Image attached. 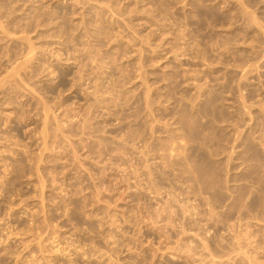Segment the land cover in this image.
Returning a JSON list of instances; mask_svg holds the SVG:
<instances>
[{
	"label": "rangeland",
	"instance_id": "374dc122",
	"mask_svg": "<svg viewBox=\"0 0 264 264\" xmlns=\"http://www.w3.org/2000/svg\"><path fill=\"white\" fill-rule=\"evenodd\" d=\"M263 32L264 0H0V264H203L206 235L264 264Z\"/></svg>",
	"mask_w": 264,
	"mask_h": 264
},
{
	"label": "bare ground",
	"instance_id": "6f19581e",
	"mask_svg": "<svg viewBox=\"0 0 264 264\" xmlns=\"http://www.w3.org/2000/svg\"><path fill=\"white\" fill-rule=\"evenodd\" d=\"M244 4H245V3H244ZM247 6H248V5H247ZM249 13H250V12H249ZM249 13H248V15H249ZM251 13H253V11H252ZM246 15H247V14H246ZM246 15H244V16H246ZM250 15H252V14H250ZM253 15H254V14H253ZM255 15H257V14L255 13ZM250 17H251V16H250ZM257 17H258V16H257ZM257 17H256V18H257ZM248 18H249V17H248ZM251 18H252V17H251ZM251 18L249 19L250 21L252 20ZM254 18H255V17L253 16V19H254ZM253 21H254V20H253ZM255 21L257 22L256 19H255ZM259 21H260V20H259ZM256 22H255V23H256ZM246 23H247V22H246ZM250 23H251V22H250ZM257 23H259V22H257ZM257 23H256V24H257ZM257 25H259V24H257ZM260 26H261V25H260ZM263 33H264V32H263ZM263 39H264V37H263ZM31 52H32V51L30 50L29 53H31ZM28 61H29V60H28ZM28 61H27V62H28ZM25 62H26V61H25ZM27 62H26V63H27ZM248 62H249V61H248ZM14 71H15V70H14ZM18 71H19V70H18ZM16 72H17V70H16ZM64 74H65V73H64ZM97 91L99 92V90H97ZM162 94H163V93H162ZM185 95H186V94H185ZM161 96H163V95H161ZM161 96H160V97H161ZM186 98H187V97H186ZM190 98H191V97H190ZM192 98H193V97H192ZM193 99H194V98H193ZM191 101H193V100H191ZM194 102H195V101H194ZM196 107H197V105H196ZM196 107H195V108H196ZM192 110H193V109H192ZM193 111H195V109H194ZM196 111H197V110H196ZM46 113H47V112H46ZM46 115L48 116V113H47ZM47 116H46V118H47ZM159 118H160V117H159ZM159 118H158V119H159ZM161 118H162V117H161ZM158 119H157V120H158ZM163 119H164V118H163ZM163 119H159V120L161 121V120H163ZM177 119H178V118H177ZM159 120H158V123H160ZM170 120H171V117H170ZM45 121L48 122L47 119H46ZM173 121H174V120H173ZM173 121L170 122V123L173 124ZM46 122H45V123H46ZM161 122H162V121H161ZM168 122H169V121H168ZM168 122H167V123H168ZM167 123H166V124H167ZM161 124H162V123H161ZM47 125H48V124H47ZM164 125H165V124H164ZM168 125H169V124H168ZM168 125H167V126H168ZM170 125H171V124H170ZM44 127H45V126H44ZM45 128H46V127H45ZM180 128H181V127H180ZM161 129H162V127H161ZM175 129H176V128H175ZM175 129H174V130H175ZM154 130H155V126H154ZM169 130H170V129H169ZM182 130H183V129H182ZM159 131H160V129H159ZM159 131H158V132H159ZM173 132H174V131H173ZM175 132H176V131H175ZM156 133H157V132H156ZM176 133H178V132H176ZM183 134H184V133H183ZM178 135H179V134H178ZM182 136H183V135H182ZM175 137H176V136H175ZM177 137H179V136H177ZM161 138H162V137L160 136V139H161ZM226 138H227V137H226ZM226 138H225V140H226ZM169 139H170V138H169ZM181 139H182V138H181ZM181 139H180V141H183V140H181ZM220 139H221V138H220ZM222 139H224V138L222 137ZM227 139H228V138H227ZM172 140H173V139H172ZM141 141H142V139H141ZM160 141H161V140H160ZM184 141H185V140H184ZM228 141H229V140H228ZM169 142H170V141H169ZM171 142H173V141H171ZM185 142H186V141H185ZM220 142H221V141H220ZM220 142H219V143H220ZM223 142H225V141L223 140ZM177 143H179V142H177ZM147 144H148V143H147ZM175 144H176V142H175V140H174V146H175ZM220 144H221V143H220ZM223 144H224V143H223ZM145 145H146V144H145ZM145 145H144V146H145ZM164 145H165V143H164ZM169 145H170V144H169ZM179 145H180V144H179ZM182 145L186 146L187 143H186V144H182ZM224 146H225V149H226L227 144L224 145ZM140 147L142 148V144L140 145ZM147 147H148V146L146 145L145 148H147ZM145 148H142L141 150L144 151ZM183 148H184V149L181 148L182 150H180L179 152H184V153H186L185 151H183V150H185V147H183ZM232 148L235 150L234 146H233ZM149 149H150V148H149ZM179 149H180V147H179ZM179 149H176V150H179ZM222 149H224V148L222 147ZM160 150H161V149H160ZM172 150H174V149H171V150H169V151H171L170 153H171V155L173 156V153H176V150H175V151H172ZM143 151H142V152H143ZM147 151H148V150H147ZM156 151L159 152V149L156 150ZM166 151H167V150H166ZM224 151H226V150H224ZM172 152H173V153H172ZM179 152L177 151L176 154H178ZM222 152H223V151H222ZM230 152L233 153L234 151L232 152V150H230ZM143 153H145L146 156H147L146 151L143 152ZM148 153H150V152L148 151ZM184 153H181V154L184 155ZM179 154H180V153H179ZM220 154H221V153H220ZM148 155H149V154H148ZM182 155H181V156H182ZM165 156H166V155H165ZM172 156H171V159H172ZM174 156H175V155H174ZM178 156H179V155H178ZM178 156H177V158H178ZM231 156H232V155H230L229 158H230ZM175 157H176V156H175ZM179 157H180V156H179ZM186 157H187V156H186ZM163 158H164V157H163ZM173 158H174V157H173ZM181 159H182V157H181ZM186 159H187V158H186ZM169 160H170V157H169ZM147 161H148V159H147ZM177 161H178V160H177ZM183 161H184V160H183ZM166 164H167V163H166ZM168 164H169V163H168ZM147 165H148V164H147ZM147 165H146L145 167H148V166L150 165L149 168H148V170H149V169L151 168V164H149L148 166H147ZM171 165H172V164H171ZM171 165L169 164V166H171ZM175 165H176V163H175ZM172 166H173V165H172ZM172 166H171V168H172ZM178 166H179V165H177V168H178ZM152 167H153V166H152ZM174 167H176V166H174ZM180 167H181V166H180ZM181 168H182V167H181ZM152 169H153V168H151V170H150V172H149L150 174H152V173H151ZM191 169H192V168H191ZM193 169H194V168H193ZM136 170H137V169H136ZM174 170H175V169H174ZM180 171H181V170H180ZM190 171H191V170H190ZM190 171H189V172H190ZM153 172H154V171H153ZM185 172H186V171H185ZM137 173H138V172H137ZM183 173H184V172H183ZM150 174H149L148 177H149V178H152V177H150V176H151ZM175 175H176V174H175ZM178 175H179V174H177V176H178ZM186 175H187V174H185L184 176H186ZM194 175H195V174H194ZM152 176H153V174H152ZM155 176H156V175H155ZM160 176H161V175H160ZM180 176H181V175H180ZM157 177H158V176H157ZM178 177H179V176H178ZM190 177H191V176H190ZM192 177H194V176H192ZM153 178H154V177H153ZM155 178H156V177H155ZM161 178H162V177H161ZM164 178H165V177H164ZM186 179H188V178H186ZM186 179H184V180H186ZM189 179H190V178H189ZM197 179H198V178H197ZM202 179H203V178H202ZM231 179H232V177H231ZM231 179H230V180H231ZM146 180H148V179H146ZM149 180H150V179H149ZM152 180H154V179H152ZM156 180H158V179L156 178ZM165 180H169V179H165ZM176 180L178 181L177 178H176ZM203 180H204V179H203ZM225 180H226V179H224V183H225ZM227 180H228V179H227ZM163 181H164V179H163ZM180 181H181V180H180ZM188 181H189V180H188ZM154 182H155V180H154ZM154 182H150L151 184H149V183H148V184L151 185L152 187H157V188H158V186L161 185V183H162V179H161L160 182L158 183V186H155L156 183H155V185H154ZM156 182H157V181H156ZM192 182H193V181H192ZM204 182H205V181H204ZM204 182H203V184L200 183V184H202V187H204V185H205ZM230 182H231V181H230ZM152 183H153V184H152ZM165 183H166V181H165ZM226 183H229V181H228V182L226 181ZM181 184H182V182H181ZM191 184L194 185V183H191V182H190V185H191ZM149 185H148V186H149ZM185 185L187 186V183H185ZM185 185L183 184V186H185ZM226 185H228V187H229V184H225V186H226ZM178 186H179V185H178ZM194 186H196V185H194ZM206 186H207V184L205 185V187H206ZM149 187H150V186H149ZM171 187H172V186H171ZM190 187H191V186H190ZM202 187H200V188H202ZM209 187H210V186H209ZM213 187H214V186H213ZM150 188H151V187H150ZM159 188H160V187H159ZM159 188H158V190H160ZM164 188H165V187H164ZM176 188H177V187H175V189H176ZM181 188L184 189L183 187H181ZM187 188H188V187H186V189H187ZM200 188H198V189H200ZM229 188H230V187H229ZM146 189H147V188H146ZM148 189H149V188H148ZM161 189H162V188H161ZM165 189H166V188H165ZM175 189H174V190H175ZM188 189H189V188H188ZM202 189H203V188H202ZM207 189H208V188H207ZM207 189L205 188L204 191H206ZM227 189H228V188H227ZM152 190H153V188H152ZM155 190H157V189H155ZM158 190H157V191H158ZM169 190H170V189H169ZM171 190H172V189H171ZM180 190H181V189H180ZM184 190H185V189H184ZM194 190H196V189H194ZM209 190H210V188L207 190V192H208ZM165 191H167V190H165ZM178 191H179V190H178ZM192 191H193V189H192ZM192 191H191V188H190V192H192ZM153 192H154V191H153ZM167 192H168V191H167ZM170 192H171V191H170ZM179 192H180V191H179ZM186 192H187V191H186ZM186 192H183V190H182V192H181V194H180V195H182V196L184 195V196H183L184 198H183V199L181 198L182 200L178 197L179 195H178V196H174L173 200H175L176 203H177V201H179V200H180L179 202H182V201L184 202V203H182V206H181V208L183 207L182 209H183V211H184V215H185V213H186V215H188V214H187L188 212H190V213L193 215V214L196 213V209L198 210V207H196V206H195V207H194V206L191 207V206H190V205H191V203L189 202V201H190V198H188V196L186 195ZM190 192H189V193H190ZM193 192L196 193L195 191H193ZM198 192H199V191H198ZM198 192H197V194H198ZM201 192H202V191H201ZM201 192H199V195H200ZM207 192L205 193L206 195H207ZM157 193L160 194V193H162V192H157ZM171 193H172V192H171ZM203 193H204V192H203ZM209 193H210V192H209ZM245 193H247V192H245ZM165 194H167V193H165ZM165 194H164V195H165ZM172 194H173V193H172ZM178 194H179V193H178ZM191 194H192V193H191ZM247 194H249V193H247ZM160 195H161V194H160ZM169 195H170V194H169ZM203 195H204V194H202V196H203ZM206 195H205V196H206ZM209 195H210V194H209ZM244 195H245V194H244ZM162 196H163V195H162ZM245 196H246V195H245ZM171 197H172V195H171ZM190 197H191V196H190ZM192 197H193V196H192ZM208 197H211V196H208ZM208 197H207V198H208ZM178 198H179V199H178ZM196 198H197V197H196ZM207 198L204 197L203 199L206 200ZM194 199H195V198H194ZM200 199H201V198H200ZM200 199H199V200H200ZM203 199L200 200V201H203ZM211 199H212V198H210V200H211ZM168 200H170V199H167V201H165L166 204H165V202H164L165 205H164V209H163V210H168V211H169V209H172V208H173L174 201L172 202V201L170 200L171 203H173V205H171V203H168V202H169ZM176 200H177V201H176ZM208 200H209V199H207V202H208ZM210 200H209V201H210ZM195 201H196V200H195ZM212 201L215 203L214 199H213ZM191 202H192V200H191ZM197 202H198V201H197ZM203 202H204V201H203ZM207 202L205 201V203H207ZM188 203H189V204H188ZM200 203H201V202H200ZM200 203L198 202V204H200ZM205 203H203V206H202V207H204V204H205ZM139 204H140V203H139ZM180 204H181V203H180ZM192 204H193V203H192ZM194 204H195V203H194ZM198 204H196V205H198ZM211 204H212V202H211ZM175 205H176V204H175ZM209 205H210V204H208V207L210 208L211 205H210V206H209ZM216 205H217V204H216ZM198 206H199V205H198ZM200 206H201V205H200ZM200 206H199V207H200ZM206 206H207V205H206ZM227 206H228V205H227ZM161 207H162V206H161ZM161 207H160V208L158 207L159 210L161 209ZM178 207H179V206H178ZM211 207H215V204H214V206H211ZM219 207H221V206H219ZM158 208H156V209H158ZM174 208H175V207H174ZM209 208H208V209H209ZM156 209H155V210H156ZM217 209H218V208H217V206H216V210H217ZM159 210H158V212H159ZM163 210H162V211H163ZM173 210H177V209H176V208H175V209H172V210H170L169 213L174 212ZM205 210H207V207L205 208ZM210 210H211V212H212L213 208H212V209H209V211H210ZM153 211H154V209H153ZM160 211H161V210H160ZM168 211H166V212H168ZM181 211H182V210H181ZM183 211H182V212H183ZM158 212H157V213H158ZM176 212H177V211H176ZM176 212H174V213L177 214ZM178 212H179V211H178ZM201 212H202V211H201ZM211 212H210V213H211ZM214 212H215V210H214ZM216 212H217V211H216ZM263 212H264V211H263ZM150 213H151V212H150ZM169 213H168V214H169ZM174 213H173V214H174ZM204 213H205V212H204ZM206 213H207V212H206ZM217 213H218V212H217ZM243 213H245V212H243ZM243 213H241V215H243ZM155 214H156V213H155ZM162 214H163V212H162V213L160 212V214H158V216L160 215V216H159V217H160L159 219H161ZM164 214H165V213H164ZM178 214H179V213H178ZM181 214H182V213H181ZM181 214H180V215H181ZM197 214H198V213H197ZM197 214H195V215L197 216ZM199 214H200V212H199ZM213 214H214V213H213ZM213 214H211V215H213ZM234 214H235V213H234ZM211 215H210V216H211ZM220 215H221V214H220ZM220 215H219L218 218H220ZM229 215H230V214H229ZM149 216H150V214H149ZM151 216H152V214H151ZM156 216H157V215H156ZM190 216H191V215H189L188 218H189ZM193 216H194V215H193ZM193 216H192V218H193ZM196 216H195V217H196ZM201 216H202V215H201ZM201 216H200V217H201ZM205 216H206V214H205ZM215 216H216V214H215ZM222 216H223V215H221V218H222ZM226 216H228V215H226ZM239 216H240V215H239ZM169 217H173V215H170V214H169ZM182 217H183V215H182ZM185 217H186V216H185ZM203 217H204V216H203ZM203 217H202V218H203ZM208 217H209V215H208ZM212 217H213V216H211V218H212ZM232 217H233V216H232ZM244 217H245V216H244ZM153 218H154V216H153ZM175 218H177V217H175ZM198 218H199V217H198ZM211 218H210V219L207 218V219L211 221ZM213 218H214V217H213ZM213 218H212V219H213ZM218 218L216 217V219H218ZM221 218H220V220H221ZM237 218H238V217H237ZM241 218H243V216H242ZM155 219H156V218H155ZM189 219H191V218H189ZM214 219H215V218H214ZM216 219H215V220H216ZM223 219H224V221L226 222L225 218H223ZM229 219H230V218H229ZM170 220H171V218H170ZM183 220H184V219H183ZM192 220H193V219H192ZM201 220H202V219H201ZM203 220H204V219H203ZM215 220H214V221H215ZM238 220H239V218H238ZM218 221H219V220H218ZM218 221H217V222H218ZM221 221H222V220H221ZM239 221H241V220H239ZM164 222H165V221H164ZM166 222H167V221H166ZM166 222H165V223H166ZM185 222H186V221H185ZM185 222H184V223H185ZM189 222H190V221H189ZM192 222H193V221H192ZM204 222H205V221H204ZM222 222H223V221H222ZM172 223H173V222H172ZM172 223H170V224H172ZM190 223H191V222H190ZM194 223H195V222H194ZM201 223H202V222H201ZM218 223H219V222H218ZM229 223H230V222H229ZM154 224H156V223L154 222ZM207 224H208V223H207ZM160 225H161V224H160ZM185 225H186V224H185ZM185 225H183V227H184ZM187 225H188V224H187ZM187 225H186V227H184L185 231L187 230V227H188ZM193 225H194L193 223L190 224V226H189V227H191L190 229L193 228ZM208 225H209V224H208ZM223 225H224V224H223ZM232 225H234V224H232ZM199 226H200V225H199ZM238 226H239V225H238ZM175 227H176V225H175ZM177 227H178V226H177ZM177 227H176V228H177ZM179 227H180V226H179ZM189 227H188V229H189ZM195 227L198 228V225L195 226ZM228 227H229V226H228ZM232 227H235V226H232ZM240 227H241V226H240ZM171 229H172V228H171ZM184 229H183V230H184ZM193 229L195 230V228H193ZM193 229H192V230H193ZM204 229H205V228H204ZM209 229H210V228H209ZM213 229H214V228H213ZM229 229H230V228H229ZM236 229H237V226H236ZM181 230H182V229H181ZM192 230H190V232H192ZM200 230H201V229H200ZM207 230H208V229H207ZM230 230H231V232H232V229H230ZM233 230H234V228H233ZM160 231H161V230H160ZM169 231H170V230H169ZM185 231H184V234L187 233L189 230H188L187 232H185ZM204 231H205V230H204ZM210 231H211V230H210ZM225 231H226V230H225ZM237 231H238V230H237ZM237 231H236V232H237ZM165 232H166V231H165ZM199 232H200V231H198L197 235L199 234ZM236 232H235V233H236ZM182 233H183V232H182ZM210 233H211V232H210ZM238 233H239V231H238ZM243 233H244V232H243ZM157 234H158V233H157ZM164 234H165V233H164ZM184 234H182V235H184ZM194 234H195V233H194ZM205 234H207V233L205 232ZM205 234H203V236H204ZM222 234H223V233H222ZM236 234H237V233H236ZM241 234H242V233H241ZM180 235H181V233H180ZM195 235H196V234H195ZM200 235H201V234H200ZM232 235H234V233H233ZM242 235H243V234H242ZM246 235H247V233H246ZM250 235H251V234H250ZM163 236H164V235H163ZM203 236H202V237H203ZM222 236H223V235H222ZM234 236H235V235H234ZM243 236H245V234H244ZM243 236L240 237V234H239V235H237V238L234 239V237H233V239H234V241H236V240H237V241H240V239L243 238ZM198 237H200V236L198 235ZM209 237H211V236H209V235L207 236V235H206V238H205V236H204L203 238H200L201 241H202V245H200V246H203V248H201L202 250L204 249L205 251H208L209 254L214 255V252H213V250H214V245H213V242H212V240H214V239H212V238L210 239ZM247 237H248V236H247ZM249 237H250V236H249ZM249 237H248V238H249ZM163 238H164V237H163ZM217 238H218V237H217ZM244 238H246V237H244ZM244 238H243V239H244ZM172 239H173V238H172ZM194 239H196V237H195ZM254 239H255V238H254ZM161 240H162V239H161ZM163 240H164V239H163ZM176 240H177V239H176ZM189 240H190V239H189ZM224 240H225V239H224ZM224 240H223V241H224ZM229 240H231V239H229ZM246 240H247V238H246ZM191 241H192V240H191ZM191 241H190V242H191ZM201 241H199V242H201ZM241 241H242V239H241ZM241 241H240V242H241ZM247 241H248V240H247ZM253 241H255V240H253ZM186 242H187V241H186ZM188 242H189V241H188ZM192 242H193V241H192ZM192 242H191V243H192ZM199 242H198V243H199ZM243 242H244V241H243ZM232 243H233V241L231 240L230 245H232V247H233V246H237L236 248H239L238 246L241 244V243H238V242H236V243H238L237 245H236V244H232ZM234 243H235V242H234ZM244 243H245V242H244ZM244 243H243V244H244ZM187 244H188V245H187ZM187 244L185 245V251H184V250H183V251L186 252V253H192V255H196V257L200 256V257H198L197 259L200 258V262L204 264V263H205V258H206V257L204 258L205 255H203V254H205V251L203 250L204 253H202V254H201V253H198V251L195 250V249H196V247H198L199 245L197 246V244H195V245H191V244H189V243H187ZM192 244H194V243H192ZM199 244H200V243H199ZM219 244H220V243H219ZM225 245H226V246H225ZM225 245H224V246L221 245V248L223 247L222 250H224L225 248H227L228 251H226V249H225V251L228 253L229 250H231L232 247H231L230 245H228V241L226 242ZM181 246H182V245H181ZM219 246H220V245H219ZM241 246H242V245H241ZM247 246H248V245H247ZM247 246H245V247H247ZM174 247H175V246H174ZM182 247H183V246H182ZM182 247L180 248V245H179V248H180L181 250H182ZM242 247H244V246H242ZM169 248H170V246H169ZM199 248H200V247H199ZM199 248H198V249H199ZM215 248H216V247H215ZM236 248H234L235 251H236ZM249 248H250V247H249ZM252 248H253V247H252ZM180 249H179V250H180ZM183 249H184V248H183ZM201 249H200V250H201ZM217 249H218V247H217ZM217 249H215V250H217ZM242 249H243V248H241V250H242ZM258 249H259V248H258ZM165 250H166V249H165ZM172 250H173V249H172ZM179 250H178V251H179ZM181 250H180V251H181ZM222 250H221V251H222ZM232 250H233V249H232ZM232 250H231V251H232ZM234 250H233V251H234ZM238 250H239V249H238ZM238 250H237V251H238ZM245 250H246V249H245ZM218 251L221 252L220 250H218ZM231 251H230V252H231ZM233 251H232V252H233ZM172 252H173V251H172ZM176 252H177V251H176ZM201 252H202V251H201ZM215 252H216V254L218 255L219 252H218V253H217V251H215ZM239 252H240V251H239ZM223 253H224V252H223ZM240 253H242V252H240ZM248 253H249V252H248ZM248 253H247V254H248ZM232 254H233V253H232ZM243 254H244V253H243ZM253 254H254V252H253ZM179 255H180V254H179ZM185 255H188V254H184V256H185ZM197 255H198V256H197ZM174 256H175V255H174ZM241 256H242V255H241ZM245 256H247V255H245ZM248 256H249V255H248ZM251 256H252V255H251ZM251 256H249V257L252 258ZM188 257H189V256H188ZM188 257H187V258H188ZM190 257H192V256H190ZM193 257H195V256H193ZM221 257H222V255H221ZM227 257H228V256H227ZM231 257H232V255H231ZM237 257H238V256H237ZM174 258H175V257H174ZM180 258H181V257H180ZM224 258H225V257H224ZM232 258H233V257H232ZM246 258H248V257H246ZM194 259H196V258H194ZM248 259H249V258H248ZM248 259H247V260H248ZM224 260H225V259H224ZM229 260H230V259H229ZM245 260H246V259H245ZM249 260H250V259H249ZM195 261H196V260H195ZM197 261H198V260H197ZM230 261H231V260H230ZM232 261H233V260H232ZM252 261H253V259L251 260V264H253ZM188 262H189V260H188ZM200 262H199V263H200ZM212 264H218V263L216 262V260H212ZM229 264H230V263H229ZM254 264H255V263H254Z\"/></svg>",
	"mask_w": 264,
	"mask_h": 264
}]
</instances>
